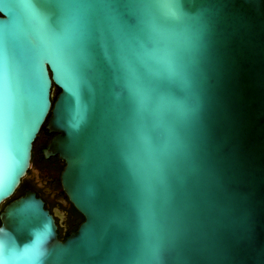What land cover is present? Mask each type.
Returning a JSON list of instances; mask_svg holds the SVG:
<instances>
[{
  "label": "water",
  "instance_id": "1",
  "mask_svg": "<svg viewBox=\"0 0 264 264\" xmlns=\"http://www.w3.org/2000/svg\"><path fill=\"white\" fill-rule=\"evenodd\" d=\"M89 2L97 19L69 60L31 0H0V252L12 264H264V0H175L159 30L139 0ZM47 116L44 153L64 159L84 217L64 239L34 191L4 202Z\"/></svg>",
  "mask_w": 264,
  "mask_h": 264
},
{
  "label": "snow or ice",
  "instance_id": "2",
  "mask_svg": "<svg viewBox=\"0 0 264 264\" xmlns=\"http://www.w3.org/2000/svg\"><path fill=\"white\" fill-rule=\"evenodd\" d=\"M33 4L31 18L33 22L40 21L46 28L47 32L52 34L63 54L74 60L72 48L81 36V29L85 25L94 24L97 16L92 11L94 5L89 0H49L51 8H41L40 0H31ZM139 5L143 8L146 15L157 21L153 25L154 30H159L168 25L172 20L177 18L175 0H139ZM8 38L7 44L4 39V56L5 48L7 52L12 44ZM158 51V62L163 63L169 54V44L165 40L160 41ZM156 248L149 245L146 249V261H155ZM18 259L9 256L5 259L0 252V264H12Z\"/></svg>",
  "mask_w": 264,
  "mask_h": 264
},
{
  "label": "flooded vegetation",
  "instance_id": "3",
  "mask_svg": "<svg viewBox=\"0 0 264 264\" xmlns=\"http://www.w3.org/2000/svg\"><path fill=\"white\" fill-rule=\"evenodd\" d=\"M47 118L48 116L43 122L44 126ZM42 126L33 140L30 164L26 174L21 178L20 189L15 197L28 190L34 191L36 196L43 200L44 207L53 214L58 237L64 239L77 230L84 217L63 188L61 173L65 164L64 159L57 153L47 156L44 153V148L55 132L49 131L46 126L45 130Z\"/></svg>",
  "mask_w": 264,
  "mask_h": 264
},
{
  "label": "trees",
  "instance_id": "4",
  "mask_svg": "<svg viewBox=\"0 0 264 264\" xmlns=\"http://www.w3.org/2000/svg\"><path fill=\"white\" fill-rule=\"evenodd\" d=\"M58 91H59V87L56 86L54 83H52V88H51V92H52L51 100H52V101H53L54 98L56 97V94H57ZM42 127L45 128L44 124H43ZM45 130H46V128H45ZM19 187H20V185L15 189V191L13 192V194H12L9 198H7L4 202H7V201L10 200L11 198H14L15 195L18 193V190L20 189Z\"/></svg>",
  "mask_w": 264,
  "mask_h": 264
}]
</instances>
